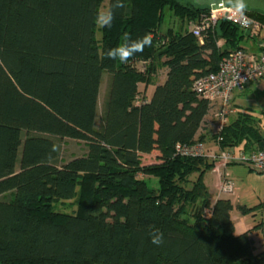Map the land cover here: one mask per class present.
I'll return each instance as SVG.
<instances>
[{
	"label": "trees",
	"instance_id": "obj_1",
	"mask_svg": "<svg viewBox=\"0 0 264 264\" xmlns=\"http://www.w3.org/2000/svg\"><path fill=\"white\" fill-rule=\"evenodd\" d=\"M104 3L0 0V264H264L250 233H235L230 201L210 200L203 178L214 163L174 152L204 142L213 107L192 85L244 50L246 34L220 21L200 43L189 24L209 10L191 0H124L102 29L94 16ZM166 11L173 22L161 31ZM249 15L264 25V14ZM125 33L151 34V45L126 64L106 58ZM139 85L155 86L141 102ZM234 116L211 136L218 149L262 150L250 110ZM63 140L87 151L64 161ZM153 153L157 163L142 165ZM73 199L72 214L55 209Z\"/></svg>",
	"mask_w": 264,
	"mask_h": 264
},
{
	"label": "built area",
	"instance_id": "obj_2",
	"mask_svg": "<svg viewBox=\"0 0 264 264\" xmlns=\"http://www.w3.org/2000/svg\"><path fill=\"white\" fill-rule=\"evenodd\" d=\"M220 21L237 26L252 39L260 37L264 32V25L239 7L210 10L198 22L189 24V29L201 43L202 34L214 28ZM263 78L264 49L257 52L236 50L222 60L215 72L201 76L194 81L192 90L198 98L206 100L212 107L217 108L215 133L221 132L229 118L236 114V108L233 105L234 93H243L251 83L258 82ZM217 144V142L214 143L216 151L207 150L204 143L176 144L174 152L180 157L210 158L213 163L217 161L215 164L221 169H225L229 164L237 163L245 165L255 172L264 173V148L246 153L234 148L219 150ZM219 174L218 195L233 194V183L221 173Z\"/></svg>",
	"mask_w": 264,
	"mask_h": 264
},
{
	"label": "rangeland",
	"instance_id": "obj_3",
	"mask_svg": "<svg viewBox=\"0 0 264 264\" xmlns=\"http://www.w3.org/2000/svg\"><path fill=\"white\" fill-rule=\"evenodd\" d=\"M106 3L103 4L105 6ZM173 19L168 11L165 12L163 25L161 31H165L167 27L172 25ZM264 35V32H262ZM222 44V42H221ZM242 46L250 49L249 44L244 39ZM166 69H159L157 74L154 76V84L162 83L165 79ZM108 77L106 74L103 75L102 83L100 86L98 109L96 116V127L100 126V116L102 110V103L106 95ZM139 95L138 102L143 101L147 98L152 88H145L143 85L138 87ZM235 103L240 109L248 108L252 114L255 122L264 129V78L258 82L251 83L244 93H234ZM235 107V106H234ZM236 110L238 108L236 107ZM235 116H231L230 121ZM201 133H205L204 144L207 150L215 151L216 147L211 139V136L215 132V124L217 119V108L213 107L206 117ZM62 158L64 161L71 160L77 157H81L84 152L87 151V146H84L82 142H76L73 140L62 141ZM142 165H152L157 163L155 154L142 155ZM210 159V158H209ZM208 159V160H209ZM211 161V159H210ZM217 161H215L216 163ZM211 170L207 171L204 175L203 181L212 197L217 195V189L219 182V173L225 176L226 179L231 181L234 185L233 194H220L221 197L228 199L232 205L231 217L236 225V233L240 234L244 230L254 228L253 231L256 241L257 252L264 249V236L262 231L259 229V224H264V173H258L251 170L249 167L242 164H229L225 169L219 168L217 164ZM146 179V178H145ZM194 177H192V180ZM148 181V179H147ZM149 184L155 185L153 179H149ZM57 211L72 214L75 210V199L67 202L57 204L55 206Z\"/></svg>",
	"mask_w": 264,
	"mask_h": 264
},
{
	"label": "clouds",
	"instance_id": "obj_4",
	"mask_svg": "<svg viewBox=\"0 0 264 264\" xmlns=\"http://www.w3.org/2000/svg\"><path fill=\"white\" fill-rule=\"evenodd\" d=\"M126 5L124 0H108L107 5L100 7L94 16V22L100 28H110L115 18V12L118 9L124 8ZM151 34H145L139 39H131L127 33L123 36V43L109 48L105 52V56L111 60H119L121 63H127L137 53L143 52L146 46L151 45ZM57 146L53 145L52 151L55 152ZM48 159H51L49 154ZM150 242L153 245L160 246L164 242L163 232L155 227V225H148L147 230Z\"/></svg>",
	"mask_w": 264,
	"mask_h": 264
},
{
	"label": "water",
	"instance_id": "obj_5",
	"mask_svg": "<svg viewBox=\"0 0 264 264\" xmlns=\"http://www.w3.org/2000/svg\"><path fill=\"white\" fill-rule=\"evenodd\" d=\"M194 6L210 10L239 7L249 12L264 14V0H191Z\"/></svg>",
	"mask_w": 264,
	"mask_h": 264
},
{
	"label": "crops",
	"instance_id": "obj_6",
	"mask_svg": "<svg viewBox=\"0 0 264 264\" xmlns=\"http://www.w3.org/2000/svg\"><path fill=\"white\" fill-rule=\"evenodd\" d=\"M246 40L247 41V44H249V46H250V49H247L246 47H244V46H242V42H243V40ZM243 40H242V42H241V47L244 49V50H246V51H249V52H257V51H259V50H262V49H264V35H260V37H258V38H255V39H252V38H249L248 36H246L245 38H244ZM165 78H166V74H165ZM165 81V79L163 80V82ZM162 82V83H163ZM159 84H161V83H159ZM158 84V85H159ZM150 88H152V91L150 92V94L148 95V97L147 98H149L150 96H151V94H152V92H153V89H154V87L155 86H149ZM247 90V89H246ZM245 90V91H246ZM244 93V92H243ZM233 105L235 106V108L237 107L238 109H239V106L235 103V97H234V99H233ZM247 109V108H246ZM206 119L207 118H205V122H206ZM205 127V126H204ZM203 134V133H202ZM203 135H205V133L203 134ZM217 149H215V151H216ZM219 183V182H218ZM218 185V184H217ZM216 189H217V187H216ZM209 191V190H208ZM210 193V192H209ZM218 199H225V198H223V197H221L220 195H215V197H212V194L210 193V200H211V202H212V204H214ZM231 219H232V217H231ZM232 221H233V219H232ZM233 224H234V228H235V233H236V225H235V223H234V221H233ZM259 229L262 231V233H263V236H264V224L263 223H261V224H259ZM244 232H249L250 233V237L252 238V240L254 241V244H255V248H256V251H257V246H256V241H255V236H254V231H253V228H249V229H246V230H244L242 233H244ZM237 234V233H236ZM264 241V240H263ZM264 250V249H263Z\"/></svg>",
	"mask_w": 264,
	"mask_h": 264
}]
</instances>
